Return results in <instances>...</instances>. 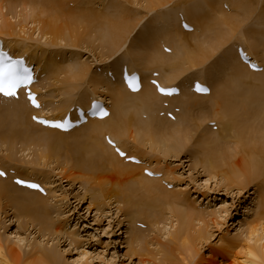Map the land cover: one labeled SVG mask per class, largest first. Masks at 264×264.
Segmentation results:
<instances>
[{
  "label": "bare ground",
  "instance_id": "obj_1",
  "mask_svg": "<svg viewBox=\"0 0 264 264\" xmlns=\"http://www.w3.org/2000/svg\"><path fill=\"white\" fill-rule=\"evenodd\" d=\"M5 1L6 0H0V40L2 41L3 48L7 49L8 52H10L13 56L21 58L23 57L24 61L26 59L28 64L34 65V63H32V58L27 54L28 50L26 48L19 50L16 49L20 47L16 45L17 39L14 40L12 39V37L17 36L14 34L11 24L7 21L5 16L1 14V7L5 3ZM64 1L65 0L20 1L22 2V4H20L22 6L27 5L29 7H37L39 11L47 13L48 17L46 18V20L41 19V21H34L33 24H35V27H33L31 30L33 32L36 30L38 32L37 34L40 35V38H48L52 45H58V42L67 40L72 48H75L77 46L81 47L82 39L84 37L87 38V36L95 30H102L106 34L105 37L107 48L109 46L111 50H109V53L107 52L108 56H106L108 58L109 56L111 57V55H114L116 52H119L118 50H120L121 48L124 49V45L126 44L125 42L127 41L128 37L131 35V33H133V31H136V25L142 20L129 19L114 22L111 20H118V18L109 16L108 11H105V15H103V11L98 13H89L78 10L77 13H72L71 11H68L69 9H67L66 6L63 5ZM94 1L96 0H93V2ZM97 1H99L100 3H103V1L105 2V0ZM123 1L125 2L123 5L114 2L113 8L133 11L130 7L128 9L127 6H136L137 4H140L139 2L141 1L144 8L143 10H147L148 13H152L167 5L172 4L173 2L179 4L182 0ZM187 1L189 0H186V2ZM194 1L202 2L200 4L201 7L199 6V8H202L203 11L199 14L197 10H193V12L190 9L186 12L185 16H176L173 17V19L166 18V22L162 21V24H164V26L166 27L164 33L169 37L171 41L170 47L167 43H165V41H163L165 39H163L162 36H159L156 38V40H154V34H152V30H156L158 27L154 26V19L149 20V24H146L143 30L145 33L139 36L140 38L138 37L135 39L136 44L131 43L132 46L130 51L129 47L127 49V53L129 52L133 55L134 59L137 61V65H132L128 62H125L120 63L115 69L106 67L107 70L103 68V70H98V68L95 69L94 67L95 71L93 70L91 72V66L89 67V65L84 62L79 63L80 66L76 67L75 69L66 70H63L61 68L62 65H58L51 59L47 61V59H49L50 57L45 58L46 60H44V62L42 63H35V70L38 75L36 79L37 82L38 77L43 72H45V70H47L48 73L46 75H51V78L53 77L52 79L49 78L50 76L48 77L50 79V83H52H49V85L57 87L58 90L66 86L67 90L65 91V93L67 94L79 89V87H81L83 83H85L92 89L87 88V92L82 94L79 100L67 101L64 107H60V109L57 108L54 111L48 112L46 111V101H44V99L40 95L38 89L39 86L36 85L38 83H32L30 86V91L34 93L41 107L33 109L31 106H29L28 102H26L24 98L27 97V95H22L21 91L19 92V100L11 98L9 100H6L4 98H0V129L1 126L5 127V122L7 123L8 118L11 119L10 121H12L13 125H11L10 131H14L13 135H15L16 137L21 136V140H15V136H10L12 137V146H14L15 143L16 145L18 143H21L25 146L24 148H22V151H28V149H31V147L41 150L42 154L38 156V161L36 162V164H26L25 162V165L32 167L38 166L42 168L51 165L49 164L50 162H48L49 159H56L57 153L59 151L57 144L59 141L61 142V140L59 139L62 138L69 141L72 136L71 134L77 133H83L86 136L88 135L87 138L76 139V142L74 140V144L76 145L77 143L86 150V154L84 153V157L88 161L87 165L91 167L90 172H94L96 168L97 170H102L110 174L114 173V176L117 177L120 182L124 179L126 181L125 186L129 188L126 189V192L128 190V192L130 193L129 196H131L132 193H140L142 196L144 195L143 200H148L150 202L144 203L147 209L152 207L154 200L158 199L159 201L164 203L165 207L171 210L172 216L170 218L177 220L180 224V231L174 234V236L172 235V241L175 242L176 240L181 238V241H183L182 245L184 243L183 253L186 255V257L193 261L191 262V264H217L216 262L207 260L208 257H205L204 255L199 253V250L197 248L196 250L192 246V244L196 242L203 241L202 236L204 235V233L201 230L196 233L197 235L193 239V243L186 242L187 232L190 230L191 226L194 225V222H199L201 215H195L189 209H178L175 207V203L179 202L177 196H179V193L181 192L177 194L174 190L167 191L165 189V186H171L168 181V179L171 178V170L164 169L162 167L159 168L160 166L158 165V163L155 165L154 163L152 164L150 160L146 159L145 153L143 154L138 149L143 146L146 147V145L149 144L150 148L152 147L151 150L155 151L153 148H157L160 141H153V136H157L158 138H160L161 135L168 133L170 144L168 147L164 148L165 153L162 154L164 155V157H176L185 147L182 145L180 140L186 139V137H188V135H190L193 131H196V129L204 128L203 136L200 138L199 143L202 148V154H204L205 157L200 161V164L209 177L208 181L211 182V177H213L214 179L215 177H221V179L223 180V187L226 190L235 188L236 194L239 195L244 194L243 192L247 191L249 187L255 190L256 188H254V186L258 185V183L264 180V145L255 152H251L250 150L252 148L245 146L248 145L250 141L245 138V136H243L242 138V135L238 133L239 126H242V124L239 125V122L246 123L250 126L249 128L256 127L255 125L250 123L251 121L247 119H241L244 114L239 113L238 107H236V93L234 91L232 93V87L230 83H228V81L221 82L219 81V79H217L218 81L215 80L214 83L216 85H214L213 82H211L212 80H207L206 77L204 78L201 75H196L194 73H192V75L188 76V78L186 79H180V76H184V73L188 71L191 73L196 68H202L204 65H206L208 61L213 58L211 57L213 56V53H215L219 49H224L222 57H224L226 66L224 65L223 67H227L226 71H228L229 74L232 75L233 80H240L244 75L249 77H258L260 75L259 73L264 74V43H261L260 46H251L246 43L242 44L241 42L242 47L237 43L232 44L231 51H228L224 48V46L230 44V42L233 41L232 39H234V37L238 32H240V30L246 28L247 22H249L252 18L254 12L250 10V0H228V2L225 3L223 2V0ZM80 2H87L88 4L93 3L92 1L89 2L88 0L70 1V3H75L77 7L80 6L77 9H82L83 6H86V4ZM66 3L68 5L69 2L66 1ZM108 7L109 9H113L110 6ZM196 7H194V9H196ZM257 8L258 7L256 6L254 10H256ZM258 13V18H262L261 16L264 15V0ZM84 14H87L88 17L86 18ZM176 22L178 24H176ZM190 28H192V30H190ZM198 29L200 32H202V34H206L207 32L211 33L207 37H205L204 35V37L201 36L202 38L199 40L196 36L194 37L193 35L197 33ZM75 31H80V33L77 32V34ZM247 32L249 33V36L251 35V37H255L257 34L252 30H247ZM190 38L191 42L193 43L189 42ZM176 44L178 45L177 47ZM138 45H140V48H138ZM164 47H167L169 49V53H165L166 51L164 50ZM178 47L179 49H182L178 51ZM241 50L243 51V55H241ZM246 54L251 56L252 59L256 61L257 66L262 67L261 71L254 72L247 69L244 64L245 62L248 63L250 61H247L248 59L246 57ZM37 66L41 68H38ZM125 67L128 72H136L141 78L142 89L139 92L129 93L124 89L121 75L123 73V68ZM208 70L214 73L216 72V69L214 67ZM219 70L223 71L224 69H220L219 67ZM162 71H166V73H161ZM99 72L104 73L103 77L99 75ZM109 72L111 73V77H113V79L107 77V74H109ZM154 72L158 76L157 84L167 89H171L176 86L178 92L180 93L176 94V96H171L172 94H161L162 96L159 95L158 89L156 88L157 84L155 86H151L149 84V79L152 77L151 75ZM217 77L220 78L221 76L218 74ZM193 79L198 80L194 81ZM59 82L61 84H58ZM189 82L190 85L186 89V86ZM200 82L205 84L203 88H207L209 94L197 95L193 93V91H190L192 87L197 90V85L201 86ZM250 86H252V84ZM60 93H62V91H60ZM249 95H251V93ZM58 97H65V95L53 96L54 99ZM93 99H96L101 104H103L104 102L107 104L103 108V110L107 112V115L103 116L106 118H104L103 120H88L86 124L75 128L76 130L70 133H60L54 129H49L46 127L43 128L31 121V115L42 118L48 117L53 120L59 119L61 116L65 115L67 111L77 105L84 108L87 107L84 110L87 111L93 106ZM207 101H209V103H206ZM165 102L167 104L163 106ZM136 106H140L142 108L137 109ZM197 107L199 109H205L204 112H206L208 115L205 114L204 117H201V115L199 114L201 118H198V116L196 115L197 112L194 113L193 110ZM161 111H163L162 116L159 115ZM167 112L172 113L173 120L167 119ZM143 113H147L148 121H142L139 119L138 115ZM3 118L6 119L4 120ZM152 121H154L155 123ZM27 124L29 125L30 129L28 128L27 130H25V134L22 132L21 134L16 132V125L17 127L24 129ZM179 126H181L182 130L180 128L178 130ZM181 131L183 133H179ZM89 135L91 136V138L89 137ZM177 135H180V140H177ZM105 136H108L113 140L111 146L105 143ZM125 139H131L138 148L127 146V143L124 141ZM246 140L248 141V144H246ZM0 141L2 142L3 140ZM233 141L236 143H234L236 146H238L239 143L240 145L242 144L241 147L239 149H233L231 148V146H226L227 142L233 143ZM71 144L72 143H70V145ZM12 146L10 145V147ZM63 146L62 149H64ZM179 148L181 150H179ZM62 149L61 154L63 151ZM117 149H119V151H117ZM234 150H237V152L235 151V154H238L239 157L235 156ZM122 151L125 152L123 156L120 155V152ZM229 152H232L234 155ZM242 153H244V155H242ZM127 155L136 159H128ZM117 157L120 159H124L126 163H129L125 164ZM137 158L143 161V164L135 165L134 163H138ZM217 158L220 162L223 163L222 166L220 164H217ZM8 161L10 162L11 160ZM63 161L67 164H70L71 168L68 170L66 168L67 171L64 170V167V169L61 168L60 170L53 169L56 172L59 171L58 175L60 176L62 173H65L63 177L61 176L62 178H66L67 181L71 182H78L80 177H82L83 180L86 179L88 181H92V178H87L85 176L79 175L78 166L76 167V165H79L81 169L85 168L84 160L81 159V163L77 162V164L75 163V161H78V159H75V161H73V158L68 159L65 154ZM237 162H240V164L238 165ZM100 163H102L104 166L99 167ZM145 168L149 169L152 172V176L148 174L143 175V171L145 170ZM13 170L20 174V176L23 174L22 178H26L28 176L27 179L30 178L36 182L40 180L36 175L32 174V171H29V173L25 175L22 172L19 173V171L14 168ZM13 170L5 165L0 164V172H3L5 174V178H11L10 174ZM4 171H10V173H5ZM48 176L49 175H46L45 178H47ZM13 178L11 179L12 182ZM107 180L105 179L103 183L105 184L104 186L106 187L107 191L105 197L108 199L107 201L110 202L114 197H116L117 199L119 193L117 191H115L116 194L113 193V191H111L112 187L106 186V183H108ZM39 183L44 189L42 193L35 191L31 192L28 190L26 191V189L18 187L15 184L12 185L10 181L0 179V205H4L6 209L8 208L10 210L16 207L15 213L17 214V220H19L20 217L22 219H27L26 224H34L38 227L39 231L42 234L48 231L50 235H54L60 231H58L57 227H55L57 232L54 231V233H52L51 231H49L51 230V228H49V225L50 227L52 225L48 222L47 206L49 201L48 199H50V196L52 197V195H49L51 192L49 193L48 190L51 188V182L49 181L45 183V181H39ZM84 183L86 182L84 181ZM45 187L47 189H45ZM172 187L173 186H171L170 188ZM252 194L253 192L250 193V196ZM43 195H45L46 197H43ZM253 195L254 200L256 199V201H260L261 205L262 203L264 204V186L262 187L261 191H259L258 193L257 191H255ZM129 196L126 193V204L129 205V209H131L129 215L131 217L132 215H134V213L138 215V211L137 209H134L133 203H130ZM96 200L97 197L95 201ZM16 203H19L22 208L16 205ZM263 213L264 211H262L259 216L262 217ZM260 217L258 218V221L264 220V217ZM130 219L133 225L139 222L137 220H134V216ZM143 219L146 223L148 221L151 225L157 226L158 222H156L154 218L151 219L150 215L143 214L142 220ZM258 221L257 217L250 219L248 221L249 223L246 230V238L249 239L251 236H257L254 238L253 244L248 243L244 245L243 243L242 245L241 243H237V241L234 239L228 240L229 236L225 237L228 239H226L225 241L222 240V242L218 244L216 250L224 253L225 256L229 257L230 264H264V224L261 225ZM131 235L133 236L129 237V242L133 245V243L137 242L138 236L136 234ZM235 238H237V234L235 235ZM1 245L2 243H0V264H60L58 261H55L53 254H46V252L43 251L42 248H39L38 245L33 246L31 248V251L26 254L24 258H21L22 256H20L18 252L19 249L16 250L15 247L17 245L14 247L15 249L12 247L4 248ZM208 256H210V252ZM142 258L144 257H141V259Z\"/></svg>",
  "mask_w": 264,
  "mask_h": 264
},
{
  "label": "rangeland",
  "instance_id": "obj_2",
  "mask_svg": "<svg viewBox=\"0 0 264 264\" xmlns=\"http://www.w3.org/2000/svg\"><path fill=\"white\" fill-rule=\"evenodd\" d=\"M20 1L21 0H6L1 7V14H3L7 21L11 24L14 34L17 36L12 37L14 40L17 39L16 45L20 47L16 49L19 50L26 48L28 50L27 54L32 58V63H34V65L37 62L42 63L44 60H46L45 58L50 57L47 59V61L51 59L58 65H62L61 68L63 70L75 69L76 67L80 66L79 63L84 62L89 65V67L91 66V72L94 70V67L95 69L98 68V70H101L102 68L105 70H107V68L115 69L120 63L125 62H128L132 65H137V61L134 59L131 53H127V49L129 47L130 51L132 46L131 43L136 44L135 39L145 33L143 30L146 24H149V20L154 19V26L158 27L156 30H152V34H154V40H156L157 37L162 36L163 39H165L163 41H165V43H167L170 47L171 41L164 33L166 27L164 24H162V21L166 22V18L173 19V17L176 16H185L186 12L190 9L192 11L197 10L198 14L203 11L202 8H199V6L201 7L200 4L202 2L194 0H189L187 2L186 0H182L179 4L173 2L172 4L152 13H148L147 10H143L144 8L141 1L139 2L140 4H137L136 6H127L128 9L130 7L133 10L129 11L125 9L121 10L118 8H113L114 2L123 5L125 3L123 0H105V2L102 0L103 3H100L97 0L94 2L93 0H88L89 2L92 1L94 4L80 2L86 4V6H83V8L81 7L82 9H77L80 6L77 7L75 3H70L71 0H65L63 5L66 6L67 9H69L68 11H71L72 13H77L78 10L89 13H98L103 11L102 13L105 15V11H108L109 16L118 18V20H111L114 22L129 19H142L136 25V31H133V33H131L125 42L126 44L124 43V49L121 48L118 50L119 52L111 55L112 58L109 56L108 59L107 56L111 50L109 46V49L107 48L105 37L106 34L104 31L95 30L90 35H88L87 38L84 37L82 39L81 47L77 46L72 48L67 40V42L63 40L58 42V45H52L48 38H40V35L37 34L38 32L36 30L34 32L31 30L33 27H35V24H33L34 21H41V19L46 20L48 17L47 13L39 11L37 7L34 8L27 5L22 6L20 5L22 4ZM66 1L69 2L68 5ZM223 2H228V0H223ZM262 2L263 0H250V10L254 12L252 18L250 21L248 20L249 22H247L246 28L240 30L234 39H232L233 41H231L230 44L224 46L225 49L231 51L232 44L236 43L239 46L241 45V47L244 43L251 46H260L261 43H264V15L261 16L262 18H258V12ZM108 6L113 9H109ZM256 6L258 8L254 10ZM194 7H196V9H194ZM84 16L86 18L88 17L87 14H84ZM177 22L176 24H178ZM246 29L256 32V36H249V33ZM80 31L77 32L80 33ZM210 33L211 32L202 34V32H200L198 29L197 33L193 35L200 40L204 36H209ZM189 42H191V38L189 39ZM177 46L178 45L176 44V47ZM138 48H140V45H138ZM181 49H179V47L177 48L178 51ZM223 53L224 49H219L213 53V56H211L213 58H211L206 65H204L202 68H196L191 73L189 71L184 73V76H180V79H186L188 76L194 73L196 75H201L204 78L206 77L207 80H212L211 82H213L214 85H216L214 82L215 80L218 81L217 79H219L221 82L228 81L232 87V93L233 91L236 93V107H238L239 113L244 114L241 119H247L251 121L250 123L256 127L249 128L250 126L246 123L239 122V125L242 124V126H239L238 133L242 135V138L245 136V138L250 141L248 144V141L246 140V144L248 145L245 146L252 148L251 150H248L251 152L258 151L260 147L264 145V74L259 73L260 75L258 77H249L244 75L240 80H233L232 75L226 71L227 67H223L225 65L224 57H222ZM34 67L36 69V66ZM37 67L41 68L39 66ZM212 67L216 69L215 73L208 70ZM219 67L220 69L224 70L220 71ZM47 73L48 71L45 70V72H43L38 77V84L36 85L39 86L38 89L40 95L44 101H46V111L48 112L54 111L57 108L60 109V107H64L67 101L79 100L82 94L87 92V88L92 89L83 83L79 89L67 94L65 93L67 90L66 86L58 90L57 87L49 85L50 79L53 77L51 78V75L47 76ZM161 73H166V71H162ZM217 73L221 76L220 78L217 77ZM99 75L103 77L104 73L99 72ZM108 77L113 79L110 72ZM193 80L196 81L198 79ZM58 84L61 83L59 82ZM251 84L252 86H250ZM189 85L190 82L187 84L186 89L189 87ZM60 91H62V93H60ZM250 93L252 96L249 95ZM52 95H65V97H60L61 99L59 97L54 99ZM206 103H209V101ZM136 108L139 109L142 107L136 106ZM193 110L194 113L197 112L196 115L198 118L200 115L201 117H204V115L207 114L204 112L205 109H199L197 107ZM138 117L142 121H148L147 113L140 114ZM3 119L5 120L6 118ZM10 120L11 119L8 118L7 123L5 122V127L1 126L0 129V135H2L0 136V140H3L2 142L0 141V164L5 165L12 170L14 168L18 170L19 173L22 172L25 175H27L29 171H32V174L36 175L37 178L40 179L39 181H45V183L49 181L51 182V188L48 190L49 193L51 192L49 195H52V197L50 196V199H48L49 201L47 206L48 222L52 225L50 227L48 223L49 228H51L49 231L54 233V231H56L55 227H57L58 231L60 232L56 231V234L50 235V233L47 231L46 233L42 234L38 227L34 224H26L27 219H22L20 217V219L17 220V214L15 213L16 207L10 210L8 208L6 209L4 205H0V243H2V247L14 248L16 245H19L15 248L16 250L19 249L18 252L20 256H22L21 258H24L26 254L31 251L33 246L38 245V247L42 248L46 254H53L55 261H58L60 264H191V262H193L183 253L184 243L182 245L183 241H181V238L175 242L172 241L174 234L180 231V224L177 220L170 218L172 216L171 210L166 208L164 203L158 199L154 200L152 207L147 209L144 203L150 202L148 200H143L144 195L142 196L140 193H132V195L129 196L130 193L128 190L126 192V189L129 188L125 186L126 181L124 179L120 182L118 178L114 176V173L110 174L102 170H97L96 168L94 172H90L91 167L87 165L88 161L84 157L86 150L81 147V145L77 143L76 145L74 144V140L76 142V139L87 138L88 135L86 136L83 133H77L71 134L72 136L69 141L62 138L59 139L61 140V142L59 141L57 144L59 155L57 153L55 160L53 158L49 159L48 162H50L49 164L51 165H48V167L45 168L38 166L32 167L25 165V162L26 164H36L38 161V156L42 154V152L38 148L35 149L34 147H31V149H28V151H22V148L25 146L21 143H18L17 145L15 143L14 146H12V137L15 135H13L14 131H10V127L13 125L12 121ZM17 125L15 128L16 132L19 134H21V132L25 134V130L28 128L30 129L28 124L24 129L17 127ZM179 128L182 130L181 126L178 127V130ZM203 129L204 128L196 129V131H193L190 135H188V137H186V139H181V137H179L180 135H177V140L181 139L180 142L185 147L182 150L183 152L181 151L176 157H164L162 154L165 153L164 148L168 147L170 144L168 133L161 135L160 138L153 136V141H160L159 146L157 148H153L155 151L151 150L152 147L150 148L149 144H145L146 147L143 146L138 148L131 139H125L124 141L127 143V146L135 148L137 147L140 152L143 154L145 153L146 159L150 160L152 164L154 163L155 165L158 163L160 167L158 165L157 166L159 168L162 167L164 169L171 170V178L168 179V181L173 187L170 188L171 186H163H165L167 191L174 190L177 194L181 192L179 193V196H177L179 202L175 203L176 208L189 209L195 215H201L199 222H194V225H192L190 230L187 232L186 242L193 243V239L197 235L196 233L201 230L204 233L202 236L203 241L196 242L192 244V246L195 249L197 248L199 253L205 257H208L207 260H211L217 264H230L229 257L225 256L224 253L217 251L216 248L218 244L222 242V240L225 241L228 239L225 238L226 236H229L228 240L234 239L237 241V243H241L242 245L243 243L244 245L248 243H254V238L257 236H251L249 240L246 238V230L249 223L248 221L255 217H257L258 221V218L260 217L259 215L262 213V211H264V204L262 203L261 205L260 201L258 202L256 199L254 200L253 195L255 191H257V193L261 191L262 187L264 186V180L258 183L260 186H254V188H256L255 190L249 187L247 191L243 192L244 194L239 195L236 194L235 188L226 190L223 187V180L221 177H215V179L211 177V182L208 181L209 177L200 164V161L205 157V155L202 154V148L199 143L200 138L203 136ZM74 130L76 129H73L72 131ZM179 133L183 132L181 131ZM89 137L91 138L90 135ZM20 138L21 136L14 137L15 140H21ZM234 141L233 143L227 142V145H225L229 147L231 146L233 149H239L242 144L240 145L239 143V145L236 146V141ZM70 143L72 144L70 145ZM10 145L12 147H10ZM62 146L64 149H62ZM61 149L63 150L62 154ZM179 150L181 149L179 148ZM235 151L237 152V150H234V154ZM65 154L68 159L73 158V161L78 159V161H75V163H81L80 160H84L85 168L81 169L79 165H76V167L78 166L79 175L92 178V181H88L86 179L83 180V178L80 177L78 182H71L67 181L66 178H62L65 173L61 174L62 177L58 175L59 171L56 172L53 169L60 170L64 167L65 169H63L67 171L71 168L70 164H67L63 161ZM8 155L11 157V159ZM242 155H244V153H242ZM235 156L239 157L238 154H235ZM127 157H129V155H127ZM118 159L125 164L129 163H126L124 159ZM8 160L11 161L9 162ZM27 160L30 161L28 162ZM134 164L138 165L139 163ZM217 164L222 166L223 163L218 159ZM237 164L239 165L240 162H237ZM102 166L104 165L100 163L99 167ZM4 172L10 173V171ZM10 175L11 178L0 179L10 181L12 185H14L11 180L13 177L24 180L30 179H27L28 176L26 178H22L23 174L20 176V174L15 172V170H13ZM46 175H49L47 177L48 179L45 178ZM105 179H108L107 181L109 183H106V186L112 187L111 191H113V193H115V191L119 193L117 199L114 197L110 202L107 201L108 199L105 197V194L107 193L106 187L104 186L105 184L103 183ZM84 181L86 183H84ZM45 189L47 188L45 187ZM252 192L253 194L250 196V193ZM126 193L130 198V203H133L134 209H137L138 211V215L134 213V215L131 217L134 216V220H137L142 224L139 222L135 223L134 225L132 224L130 219L131 217L129 216L131 209H129V205L126 204ZM96 197L97 200L95 201ZM16 205L21 207L19 203H16ZM143 214L150 215L151 219L154 218L155 221L158 222L157 226L151 225L148 221L146 223L144 219L142 220ZM262 217H264V213ZM258 222L261 225L264 224V220ZM131 234H136L138 236L137 242L133 243V245L129 242V237L133 236ZM236 234L237 238H235ZM247 239L251 242H249ZM209 252L210 256H208ZM141 257L144 258L141 259Z\"/></svg>",
  "mask_w": 264,
  "mask_h": 264
},
{
  "label": "snow or ice",
  "instance_id": "obj_3",
  "mask_svg": "<svg viewBox=\"0 0 264 264\" xmlns=\"http://www.w3.org/2000/svg\"><path fill=\"white\" fill-rule=\"evenodd\" d=\"M243 55V53H241ZM255 69L256 66L252 65ZM33 83L32 71L29 69L25 62L22 59H14L9 54L0 51V95H3L8 98H19V92L21 89H28V99L31 101L33 107L40 108L41 105L37 101L35 95L30 91V85ZM156 83V82H154ZM129 87L132 88L133 91L138 90V78H132L129 80ZM158 91L163 95H171L175 91V89H167L159 84L156 85ZM197 91L206 92L207 89L197 85ZM98 106H94V109H97ZM99 115L101 117L106 116L107 112L102 108H99ZM33 119H37L38 122L47 124L54 128L66 129V122L60 121H47V120H39L38 117H33ZM111 143V141H109ZM119 151V149H117ZM120 155L123 156L124 153L120 152ZM135 160V158H132ZM4 173L0 172V176H3ZM148 175H152V173H148ZM18 184H25L24 181H17ZM32 189H38L43 191L39 185L34 183H29L26 185Z\"/></svg>",
  "mask_w": 264,
  "mask_h": 264
}]
</instances>
